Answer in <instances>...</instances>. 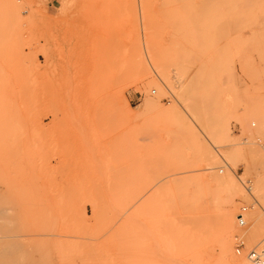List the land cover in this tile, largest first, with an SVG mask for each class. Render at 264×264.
<instances>
[{
  "label": "rangeland",
  "instance_id": "374dc122",
  "mask_svg": "<svg viewBox=\"0 0 264 264\" xmlns=\"http://www.w3.org/2000/svg\"><path fill=\"white\" fill-rule=\"evenodd\" d=\"M262 146L264 0H0V264H242Z\"/></svg>",
  "mask_w": 264,
  "mask_h": 264
},
{
  "label": "bare ground",
  "instance_id": "6f19581e",
  "mask_svg": "<svg viewBox=\"0 0 264 264\" xmlns=\"http://www.w3.org/2000/svg\"><path fill=\"white\" fill-rule=\"evenodd\" d=\"M227 177V176H226ZM225 177V179H226V181H225V179H223L222 181H223V183L224 184H227V185H229V182H231V179L233 180V178L232 177H230V176H228L227 178H231V179H228L227 180V178ZM229 181V182H228ZM261 182H263V180L262 181H258V191H257V196H258V199H259V201H257V202H261V203H264L263 201H262V194L260 193V191H261V189L263 190V186L261 187ZM222 183V184H223ZM226 185V186H227ZM231 185H234V184H232L231 183ZM227 186V187H229L230 189H232L231 191L230 190H228V193H230V194H233L234 192H233V189L234 188H232V186ZM225 186V188H227ZM237 188V187H236ZM235 188V189H236ZM236 191H237V189H236ZM232 192V193H231ZM262 193H264V192H262ZM233 195H231L228 199V201H227V204H226V210H225V213H224V226L229 230V229H231L232 227H234L235 225H234V217H233V213H232V210L230 209V207L232 206V202H233V197H232ZM259 204V203H258ZM260 205V204H259ZM262 208V207H261ZM259 209V208H258ZM263 209V208H262ZM258 211H260V210H256V213L258 212ZM256 213H252V217H248V219L249 218H253V224H252V226L250 227V229H249V231L247 230V232H248V234H247V232H246V237H248L247 239H249L250 241H253V240H257L258 239V243L260 242H262L263 241V238H264V231H263V228H262V226H261V219H260V216H261V211H260V213L258 212V214H256ZM247 215V214H246ZM243 218H244V216H243ZM250 220V219H249ZM227 242V241H226ZM259 243V244H260ZM227 248V247H226ZM242 264H252L248 259H246V260H244L243 262H242Z\"/></svg>",
  "mask_w": 264,
  "mask_h": 264
},
{
  "label": "built area",
  "instance_id": "2783aa9c",
  "mask_svg": "<svg viewBox=\"0 0 264 264\" xmlns=\"http://www.w3.org/2000/svg\"><path fill=\"white\" fill-rule=\"evenodd\" d=\"M259 140V139H257ZM264 148V146H262ZM222 172V169L219 170ZM246 189L250 190L251 181L247 180L245 182ZM249 209L248 205H242L240 207V212L237 214L236 220L239 226L243 227L245 225V219L243 218V213L247 212ZM234 250L236 254H244L245 257L252 263V264H264V246H251L247 247L246 241L244 240L243 236L236 237V243L234 246Z\"/></svg>",
  "mask_w": 264,
  "mask_h": 264
}]
</instances>
